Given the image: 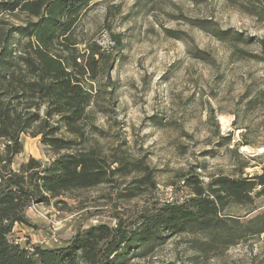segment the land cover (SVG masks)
<instances>
[{
  "label": "rangeland",
  "instance_id": "rangeland-1",
  "mask_svg": "<svg viewBox=\"0 0 264 264\" xmlns=\"http://www.w3.org/2000/svg\"><path fill=\"white\" fill-rule=\"evenodd\" d=\"M251 11V3L238 6L230 0H93L73 34L78 53L93 43L103 52L96 77L86 76L97 99L88 109L96 128H87L88 143L109 159L114 153L142 160L155 187L141 184L136 196H127L131 181L143 174L133 171L50 204L37 203L36 210H26L35 226H15L14 239L55 248L59 238L77 228L100 220L114 223L110 213L127 217L153 199H185L190 195L183 184L187 173L203 184L217 176L260 173L264 20ZM5 17L13 25L27 19L23 13ZM217 30L226 31V40L213 34ZM20 138L23 150L12 169L30 157L42 165L54 157L40 136ZM263 211L264 194L252 205L231 204L225 213L243 223ZM205 239L202 233L170 237L137 264H264V233L247 231L233 243L206 251L199 244Z\"/></svg>",
  "mask_w": 264,
  "mask_h": 264
},
{
  "label": "trees",
  "instance_id": "trees-1",
  "mask_svg": "<svg viewBox=\"0 0 264 264\" xmlns=\"http://www.w3.org/2000/svg\"><path fill=\"white\" fill-rule=\"evenodd\" d=\"M92 2L0 0V264H137L176 235L204 234L206 239L199 244L206 251L233 243L247 231L264 233V211L243 223L225 213L231 204L252 205L254 197L264 194L262 167L252 176H217L206 184L187 173L183 184L190 195L185 199H153L127 217L110 213L114 223L100 220L77 228L59 238L55 248L14 239L15 226H35L26 214L32 203L50 204L63 194L133 171L143 174L131 181L127 196H136L141 184L155 187L142 160L114 153L109 159L88 143L87 130L96 129L88 120V109L97 99L86 76L91 81L96 77L103 52L93 43L78 53L73 34ZM230 2L251 3V13L264 20V0ZM16 13L26 15L24 23L13 25L5 19ZM225 33L213 32L220 40H226ZM114 41L120 44L121 39L114 36ZM259 43L264 53V41ZM203 54L193 53L205 59ZM23 134L40 136L54 153L49 163L42 165L30 157L18 170L12 169L14 157L23 150Z\"/></svg>",
  "mask_w": 264,
  "mask_h": 264
},
{
  "label": "built area",
  "instance_id": "built-area-1",
  "mask_svg": "<svg viewBox=\"0 0 264 264\" xmlns=\"http://www.w3.org/2000/svg\"><path fill=\"white\" fill-rule=\"evenodd\" d=\"M167 201H171V199L170 200H167ZM36 204L37 203H32L28 208L30 209V210H36ZM13 230H14V228H13ZM13 232V231H12Z\"/></svg>",
  "mask_w": 264,
  "mask_h": 264
}]
</instances>
